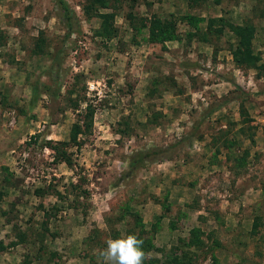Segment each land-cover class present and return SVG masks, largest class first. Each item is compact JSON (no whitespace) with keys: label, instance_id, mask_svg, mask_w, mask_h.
I'll return each instance as SVG.
<instances>
[{"label":"rangeland","instance_id":"1","mask_svg":"<svg viewBox=\"0 0 264 264\" xmlns=\"http://www.w3.org/2000/svg\"><path fill=\"white\" fill-rule=\"evenodd\" d=\"M64 1L69 36L55 0H0V264H97L125 234L144 264H264V0H106L109 39ZM152 15L176 38L148 42ZM216 17L252 24L256 66Z\"/></svg>","mask_w":264,"mask_h":264},{"label":"trees","instance_id":"2","mask_svg":"<svg viewBox=\"0 0 264 264\" xmlns=\"http://www.w3.org/2000/svg\"><path fill=\"white\" fill-rule=\"evenodd\" d=\"M88 2L89 5L84 7L83 10L84 12L87 13L90 11V8L92 6H95V9H93L94 16L100 19L99 34L105 39H109L110 37H113L115 35V28H113L111 25L113 15L111 13L99 12L96 10V6L103 7L106 0H89ZM55 3L59 9V20L61 21V23L65 28V35L69 36L70 34L76 31L75 29L76 20L74 19L71 9L68 7L67 3L64 0H55ZM212 24L216 25V28L213 30V32L210 29ZM224 26H226L229 29V31H231L234 34L236 38L235 45L232 49V54L233 53L240 54V57L237 58V61L241 63H246L248 65L256 66L258 57L257 55H254L252 53L250 47V41L254 33V27L252 26V24L249 22H244L243 24L236 25L231 23H225L222 17L207 18L205 31L218 35L219 32L222 31ZM200 34H201L200 39L202 41H206L207 37L205 36V32L203 31V33ZM175 38H176L175 22L170 19L160 20L155 15H152L150 20H148V25H147V41L152 43L162 44L165 41H170ZM47 90L48 87H46L45 92H47ZM86 110L87 113H90L91 111L89 109V106H86ZM78 130H79L78 124L77 123L72 124L71 133L77 134L79 132ZM36 136L37 135H32L31 138L35 140ZM249 140H251V136L249 137ZM66 145L67 142L65 141L45 140L43 146L52 152V158L54 162H63L67 166L71 167L73 164L69 157V153L65 149ZM147 156H149V153L145 152L141 154L136 160L135 159L130 160L128 163V167H132L137 162H141L143 158H146ZM81 191L82 193H86L85 189ZM34 192L40 193V190L35 189ZM257 219H258L257 216L256 217L254 216V218L252 219L251 227H250L251 231H254L259 225ZM189 234L192 241L198 242L195 230L191 229L189 231Z\"/></svg>","mask_w":264,"mask_h":264},{"label":"clouds","instance_id":"3","mask_svg":"<svg viewBox=\"0 0 264 264\" xmlns=\"http://www.w3.org/2000/svg\"><path fill=\"white\" fill-rule=\"evenodd\" d=\"M105 247L97 249V264H144L149 258L142 248L143 240L135 234H125L105 240Z\"/></svg>","mask_w":264,"mask_h":264},{"label":"built area","instance_id":"4","mask_svg":"<svg viewBox=\"0 0 264 264\" xmlns=\"http://www.w3.org/2000/svg\"><path fill=\"white\" fill-rule=\"evenodd\" d=\"M92 86V84L90 85V87Z\"/></svg>","mask_w":264,"mask_h":264},{"label":"crops","instance_id":"5","mask_svg":"<svg viewBox=\"0 0 264 264\" xmlns=\"http://www.w3.org/2000/svg\"><path fill=\"white\" fill-rule=\"evenodd\" d=\"M207 47H209V46H207Z\"/></svg>","mask_w":264,"mask_h":264}]
</instances>
